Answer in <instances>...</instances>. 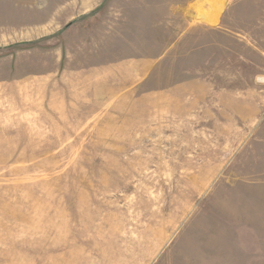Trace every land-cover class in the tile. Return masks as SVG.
I'll return each mask as SVG.
<instances>
[{"label": "rangeland", "instance_id": "1", "mask_svg": "<svg viewBox=\"0 0 264 264\" xmlns=\"http://www.w3.org/2000/svg\"><path fill=\"white\" fill-rule=\"evenodd\" d=\"M189 1L0 0V264H264V98L191 93Z\"/></svg>", "mask_w": 264, "mask_h": 264}, {"label": "crops", "instance_id": "2", "mask_svg": "<svg viewBox=\"0 0 264 264\" xmlns=\"http://www.w3.org/2000/svg\"><path fill=\"white\" fill-rule=\"evenodd\" d=\"M120 14L127 18V13ZM137 17L138 13H131V20H137ZM151 25L158 26L159 22L154 24L152 20ZM182 33L185 72L194 76L190 81H194L192 86L195 88L191 93L195 97L238 98V85L244 81L247 93L242 97L253 98L254 103L256 97L264 98V72L256 73L254 69L241 78L238 72L234 74L228 69L234 59L237 64L241 58H246L248 65L255 66L257 60L258 64H264V0H191L183 7ZM115 67V71L97 68L94 78L91 74L78 77L85 82L98 80L104 83L109 81L108 75H114L117 82L142 83L144 74L147 76L154 71V64L148 60L122 62ZM209 83H214L213 88L209 89Z\"/></svg>", "mask_w": 264, "mask_h": 264}]
</instances>
